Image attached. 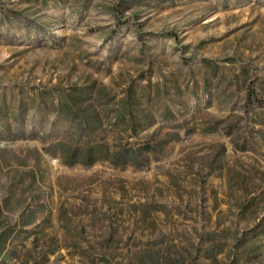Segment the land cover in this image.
<instances>
[{
	"label": "rangeland",
	"instance_id": "obj_1",
	"mask_svg": "<svg viewBox=\"0 0 264 264\" xmlns=\"http://www.w3.org/2000/svg\"><path fill=\"white\" fill-rule=\"evenodd\" d=\"M0 264H264V0H0Z\"/></svg>",
	"mask_w": 264,
	"mask_h": 264
},
{
	"label": "trees",
	"instance_id": "obj_2",
	"mask_svg": "<svg viewBox=\"0 0 264 264\" xmlns=\"http://www.w3.org/2000/svg\"><path fill=\"white\" fill-rule=\"evenodd\" d=\"M127 95H129V94H127Z\"/></svg>",
	"mask_w": 264,
	"mask_h": 264
}]
</instances>
